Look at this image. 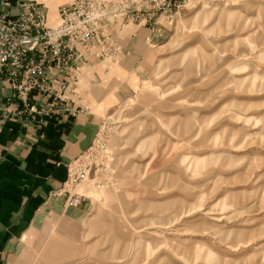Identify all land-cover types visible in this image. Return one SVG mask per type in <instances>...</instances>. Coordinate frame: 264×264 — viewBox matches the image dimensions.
Here are the masks:
<instances>
[{"label":"rangeland","instance_id":"rangeland-1","mask_svg":"<svg viewBox=\"0 0 264 264\" xmlns=\"http://www.w3.org/2000/svg\"><path fill=\"white\" fill-rule=\"evenodd\" d=\"M161 31L29 264H264V0H187Z\"/></svg>","mask_w":264,"mask_h":264},{"label":"crops","instance_id":"crops-1","mask_svg":"<svg viewBox=\"0 0 264 264\" xmlns=\"http://www.w3.org/2000/svg\"><path fill=\"white\" fill-rule=\"evenodd\" d=\"M3 1L0 11L16 14L17 4L24 0H9L10 8ZM35 1L46 7L53 24L59 8L71 0ZM161 29L153 33L143 23L123 25L119 31L123 60L105 65L92 59L83 70L81 97H65L54 108V97H32L38 113H30L13 97L9 83L0 77V264H29L43 232L86 207H68L61 194L67 165L92 146L104 119L127 98L124 90L147 62L150 44L159 41ZM9 107L11 114L5 110Z\"/></svg>","mask_w":264,"mask_h":264},{"label":"built area","instance_id":"built-area-1","mask_svg":"<svg viewBox=\"0 0 264 264\" xmlns=\"http://www.w3.org/2000/svg\"><path fill=\"white\" fill-rule=\"evenodd\" d=\"M187 0H71L59 8L56 23H49L44 5L20 1L18 13L0 11V77L30 113H38L32 97H54L51 107L65 97H81L83 70L96 58L105 65L125 56L119 40L123 25L145 24L157 33L174 20ZM6 8L11 7L4 0ZM8 114L13 111L5 109ZM61 191L71 208L81 207L84 196L74 192L89 173L85 151L68 165Z\"/></svg>","mask_w":264,"mask_h":264}]
</instances>
